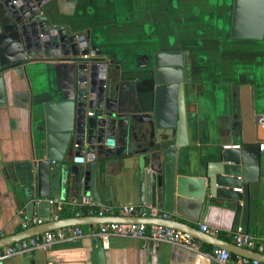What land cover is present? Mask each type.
Instances as JSON below:
<instances>
[{
	"label": "crops",
	"instance_id": "0c3cea01",
	"mask_svg": "<svg viewBox=\"0 0 264 264\" xmlns=\"http://www.w3.org/2000/svg\"><path fill=\"white\" fill-rule=\"evenodd\" d=\"M232 4L233 0H77L73 15L56 17L52 6L48 17L67 26L72 33L87 34V47L109 66L112 94L117 86L115 95L120 113L152 114L156 101L153 56L160 52L187 54L191 79L189 84H183L181 97L186 111L188 146L181 149L179 157L186 171H180L177 177L185 175V181H196L197 170L214 163L213 152L223 150L226 145H241L243 132L254 138L258 130L264 138V126L258 121L264 119V39L230 37ZM75 86V65L67 59L27 61L11 71L6 80L7 104L0 105V239L22 231L24 222L21 220L24 211L17 210L18 203L4 176V167L12 161L37 160L44 155L42 104L70 99ZM176 100V94L167 91L160 95V106L168 123L176 120L175 116L167 118L169 113L176 114ZM250 110L256 126L259 125L257 129L252 122L244 123ZM89 112L94 113L89 110L87 116ZM260 160V179L248 189L246 233L264 242L263 153ZM107 174L103 184L105 202L94 208L111 206L118 215L123 207L139 206L137 179L131 170L114 169ZM85 198L81 203L77 198H67L61 216L80 215ZM185 201L180 214L176 210L160 211L168 214L169 219L197 229L205 225L217 231L218 238L231 243L235 204L226 207L209 204L202 213L194 209L192 199ZM32 218H39L36 211ZM81 229L83 237L47 250L12 256L1 263L92 264L95 240L87 234L97 226ZM199 248L200 253L115 236L109 239L108 248H103L104 264H218L205 255L210 246L199 243ZM234 259L232 254L230 261Z\"/></svg>",
	"mask_w": 264,
	"mask_h": 264
},
{
	"label": "water",
	"instance_id": "95a60500",
	"mask_svg": "<svg viewBox=\"0 0 264 264\" xmlns=\"http://www.w3.org/2000/svg\"><path fill=\"white\" fill-rule=\"evenodd\" d=\"M76 3L77 0H0V105L7 104L6 80L10 72L27 61L67 59L73 61L76 69L71 98L42 104L44 155L37 160L12 161L4 167V176L18 203L17 210L24 211L21 220L32 219L36 211L42 224L0 239V248L66 227L143 223L181 230L201 244L264 263V255L260 253L239 248L172 218L77 215L49 220L50 198L61 201L77 198L81 203L83 197H88L94 205L104 204L107 173L130 169L137 179L139 206L167 213L176 210L180 214L185 198L192 199L194 209L202 213L209 204L225 207L235 204L232 232L246 233L249 185L260 179L258 146L264 138L258 130L254 138L243 132L238 148L213 152L214 163L197 170L194 178L198 180L185 181V175H179L182 177L179 179L177 174L186 171L185 163L179 161L181 149L188 146L186 111L181 97L183 84H189L191 79L187 54L160 52L153 56L156 101L152 114L120 113L115 95L117 86L112 94L108 64L97 56L82 59L90 54L87 34L72 33L67 26L48 17L52 6L56 17L71 16ZM230 37L264 39V0H233ZM165 91L177 97L176 114L169 113L167 117L175 116V122L165 121L160 106V95ZM89 110L94 111L91 117L86 115ZM251 110L247 111L244 123L256 126ZM258 121L264 126V119ZM92 245L91 263L104 264L101 242L95 240Z\"/></svg>",
	"mask_w": 264,
	"mask_h": 264
},
{
	"label": "built area",
	"instance_id": "2783aa9c",
	"mask_svg": "<svg viewBox=\"0 0 264 264\" xmlns=\"http://www.w3.org/2000/svg\"><path fill=\"white\" fill-rule=\"evenodd\" d=\"M95 57V53L90 51V54L88 56L84 55L82 59L87 60ZM91 116H93V113L89 112L88 117ZM238 147L239 145H226L223 148L230 149ZM258 147L259 151L264 154V140L259 143ZM235 190L238 192L241 191L240 189ZM48 203L51 207L49 220L57 221L61 218V213L64 211L66 203L59 200L58 198L49 199ZM82 203L88 209V216L105 217L117 215L116 209L111 206H101L100 208H94V204L88 197L83 199ZM118 215H135L138 217L169 219L168 214L158 209L144 206L123 207L121 210H119ZM40 224H42L41 218H32L30 220L25 219L24 222H22V229H27L28 227ZM199 230L213 237H217L218 234L217 231L211 230L205 225H199ZM230 234L231 243L235 246L264 255V242H260L254 236L248 233H242L240 231ZM87 235L96 241H100L103 248H108L109 239L116 236L137 240H146L156 244L163 243L198 253L201 252L199 248L200 242L195 240L189 233L154 224H101L97 226V229L90 231ZM83 236L84 233L81 227H66L55 231L45 232L0 248V261L16 255H24L38 250H47L55 244L70 242ZM205 255L213 259L218 264H264L255 259H249L241 256H235L234 261L231 262L230 257L232 254L225 249L217 247H211V250Z\"/></svg>",
	"mask_w": 264,
	"mask_h": 264
},
{
	"label": "trees",
	"instance_id": "16d2710c",
	"mask_svg": "<svg viewBox=\"0 0 264 264\" xmlns=\"http://www.w3.org/2000/svg\"><path fill=\"white\" fill-rule=\"evenodd\" d=\"M87 211H88V209H87L86 207H82V210H81L80 215H81V216H87V215H88V214H87Z\"/></svg>",
	"mask_w": 264,
	"mask_h": 264
}]
</instances>
